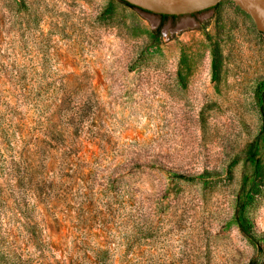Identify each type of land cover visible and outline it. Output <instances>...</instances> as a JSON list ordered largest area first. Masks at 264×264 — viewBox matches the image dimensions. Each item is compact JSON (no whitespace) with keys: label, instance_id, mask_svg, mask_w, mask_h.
Listing matches in <instances>:
<instances>
[{"label":"rangeland","instance_id":"374dc122","mask_svg":"<svg viewBox=\"0 0 264 264\" xmlns=\"http://www.w3.org/2000/svg\"><path fill=\"white\" fill-rule=\"evenodd\" d=\"M263 106L230 0H0V264H264Z\"/></svg>","mask_w":264,"mask_h":264},{"label":"water","instance_id":"95a60500","mask_svg":"<svg viewBox=\"0 0 264 264\" xmlns=\"http://www.w3.org/2000/svg\"><path fill=\"white\" fill-rule=\"evenodd\" d=\"M154 14L184 15L215 6L221 0H121ZM246 12L255 28L264 32V0H230Z\"/></svg>","mask_w":264,"mask_h":264},{"label":"trees","instance_id":"16d2710c","mask_svg":"<svg viewBox=\"0 0 264 264\" xmlns=\"http://www.w3.org/2000/svg\"><path fill=\"white\" fill-rule=\"evenodd\" d=\"M121 1V0H120ZM123 3H125L126 5H128V6H131V7H134L133 5H130V4H128V3H126V2H124V1H122ZM162 18H166V17H168V16H176V15H166V14H159ZM262 112H263V114H264V106L262 107Z\"/></svg>","mask_w":264,"mask_h":264}]
</instances>
